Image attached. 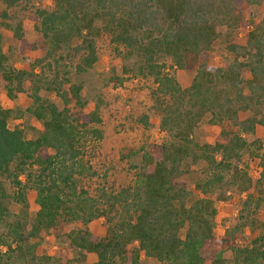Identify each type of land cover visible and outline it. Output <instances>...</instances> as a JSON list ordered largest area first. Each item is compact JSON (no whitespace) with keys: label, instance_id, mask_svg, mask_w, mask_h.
<instances>
[{"label":"trees","instance_id":"16d2710c","mask_svg":"<svg viewBox=\"0 0 264 264\" xmlns=\"http://www.w3.org/2000/svg\"><path fill=\"white\" fill-rule=\"evenodd\" d=\"M23 1L0 0L4 5L0 28L8 10ZM261 7L264 0H51L27 17L49 50L20 69L8 65L0 33V87L11 96L10 86L22 93L28 82L30 112L41 121L37 136L27 139L20 126L9 128L10 112L0 107V264L49 260L30 253L28 249L35 248L29 240L41 241L50 230L70 224L76 227L68 232L69 242L82 256L95 254L93 264H142L141 257L159 264H264V221L255 219L264 199L250 193L264 186V152L259 153L260 146L255 149L260 168L255 181L232 165L250 147L243 135L254 133L256 124L264 125L255 117L239 119L241 111L264 102V11L242 42L236 41L250 24L251 11ZM96 22L103 24L97 28ZM101 34L109 36L113 46L140 58L137 73L127 78L150 81L160 129L176 140L141 147L140 157L128 166L127 184L116 188L104 179L92 195L82 186L83 178H94L109 159L102 153L101 115L97 109H87L81 86L66 85L67 75L60 77L64 71L48 58L76 40L75 73H86L98 61L95 38ZM14 37L20 54L36 50L20 25ZM218 37L228 40L232 63L218 67L199 62L191 84L182 88L176 70L199 60ZM162 57L170 63L160 62ZM41 91L59 98L62 108L43 99ZM202 113L210 114L222 131L212 143L197 148L210 172L207 181L198 185L199 191L206 195L231 170L234 182L246 193L238 218L243 222L220 237L213 234L210 200L191 199L177 182L183 175L182 159L189 154L191 131ZM137 122L147 127L146 115ZM128 153L136 156L132 149L124 156ZM29 190L38 210L32 222L25 223L11 212L10 204L25 209ZM100 219L103 225L96 230L94 223ZM239 228H250L249 242L239 243L233 237ZM59 252L66 256L65 249ZM226 252L231 255L229 262L224 259Z\"/></svg>","mask_w":264,"mask_h":264},{"label":"rangeland","instance_id":"374dc122","mask_svg":"<svg viewBox=\"0 0 264 264\" xmlns=\"http://www.w3.org/2000/svg\"><path fill=\"white\" fill-rule=\"evenodd\" d=\"M51 0H24L16 7L8 10V19L5 25L0 28L2 35V50L7 59L8 65L13 68L20 69L26 63H31L35 59L42 57L49 50V44L41 37L39 32L34 29V24L27 19L32 15L36 7L42 5H50ZM0 9H4V5L0 2ZM264 8H255L251 11V18H247L250 22L246 31L238 34L237 42H242L254 24H257L262 17ZM103 23L96 22L95 27H101ZM17 25L22 28L25 39L33 42L37 48L33 51H27L23 54L19 53V42L14 37V31ZM98 61L92 69L86 73L77 75L74 65L76 63L75 53L72 48L77 44L74 40L71 46L58 49L51 53L48 58L50 63L57 65L58 70L63 73L60 77L67 75L69 84H77L81 86L80 95L85 102L88 110L97 109L102 119L101 129L103 131V148L102 153L108 156V161L98 170L94 178H83L82 186L92 195L99 184L108 180L109 184L118 188L120 185L127 184L129 178L127 175L128 166L140 157V148H152L154 145H161L170 140H176L170 134L160 129V116L152 107L150 97V81L142 79L140 76L135 78L132 72L137 73L141 60L135 53L126 51L123 48H117L110 42L109 36L101 34L95 38ZM226 38L218 37V39L210 46L206 53L199 57L195 63L188 61L186 67L177 69L175 76L182 88H187L193 79L199 62L207 63L218 67H225L232 63L233 55L226 50L228 44ZM77 57V56H76ZM160 62L170 63L169 58H161ZM129 70L125 73L123 69ZM38 72V69L36 68ZM66 73V74H65ZM243 78H249L247 73H243ZM11 96L8 90L0 87V107L7 109L9 114L8 126L14 128L20 126L23 129L24 136L27 139H34L41 129V121H38L30 112L33 109L32 101L27 93H30V84L24 83L23 92L16 91L14 86H10ZM43 99H48L58 108H62L59 98L54 94L41 91L39 94ZM146 115L147 127L141 125L138 119ZM249 117H255L257 120L264 122V102L263 104L253 107L247 111L239 113V119L244 120ZM224 128L228 129L225 124ZM222 131V127L213 122L212 117L208 113H202L201 119L194 125L190 138L192 143L188 146V155L183 157L181 162V170L183 175L177 180L191 194V199L206 198L211 202L209 209L211 221L213 224V234L220 237L230 232L236 225L243 222L239 220L242 202L246 197V193L240 188L239 182H234L233 174L230 170L225 179L212 187L207 192V196L202 194L198 185H202L210 176L206 164L199 157L198 147L212 143L218 134ZM243 137L249 143L248 150L243 151L237 161H233L232 165L236 166L241 172L240 175H246L251 181H255L259 177L260 168L258 159L255 156V149L260 146V154L264 152V125L256 124L254 133L244 134ZM132 149L135 155L124 156L125 151ZM123 153V154H122ZM219 160L218 157H216ZM106 172V173H105ZM106 174V178L104 177ZM105 179V180H104ZM115 181V182H112ZM112 182V183H110ZM89 187V188H88ZM259 187V188H258ZM256 189H250L251 195L255 198L264 199V186H258ZM27 207L21 210L16 204H10V210L18 216L23 222L30 223L34 219L38 210L35 204L34 192L29 190L26 194ZM190 201H187L189 205ZM212 209V210H211ZM246 216V214H243ZM255 219L264 221V200L259 210L256 212ZM103 225V219L94 223L96 230ZM76 227L70 224L63 229L50 230L46 233L45 238L41 241L34 239L29 240V245L35 249L29 248V252L36 257H47L49 260L41 259V264H93L97 258L95 254L82 256L68 240V232ZM98 232V231H97ZM232 233V232H231ZM179 236L184 237V230H180ZM233 237L239 242H249L252 239L250 228H239ZM38 243V244H35ZM36 245V246H35ZM65 249L66 256L60 255V250ZM226 262L231 260L229 252L224 254ZM142 264H159L153 258L141 257Z\"/></svg>","mask_w":264,"mask_h":264}]
</instances>
